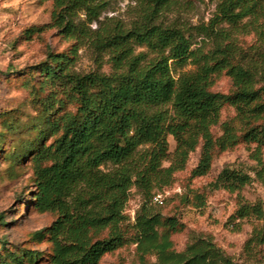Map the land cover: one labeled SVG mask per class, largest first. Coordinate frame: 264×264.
Wrapping results in <instances>:
<instances>
[{
    "label": "trees",
    "instance_id": "obj_1",
    "mask_svg": "<svg viewBox=\"0 0 264 264\" xmlns=\"http://www.w3.org/2000/svg\"><path fill=\"white\" fill-rule=\"evenodd\" d=\"M38 1L52 2L47 28L72 43L64 52L49 51L33 68L41 77L33 88L45 120L41 134L52 141L37 149L24 142L8 158L19 164L31 157L34 191L28 195V209L55 215L47 227L31 234L33 240L48 238L49 263L100 264L121 248L126 242L124 209L135 188L143 202L131 242L142 264L151 256L152 264H245L201 235L182 252L173 251L170 233L177 223L163 218L152 199L173 184L198 147L193 178L209 172L215 153L245 144L254 145L255 175L263 179L264 50L259 52V46L264 45V0H218L211 22L197 28L210 40L205 52L191 49L190 27L184 22L163 21L179 8V0H131L130 23L107 18L95 28L91 25L106 9V0ZM216 24L228 28L216 29ZM250 33L255 43L243 50L235 35ZM81 48L91 53L96 66L86 74L73 69ZM104 63L110 66L107 74L101 71ZM188 63L195 66L193 71L172 74V66ZM222 73L231 82L226 94L212 90L214 78ZM67 104L74 108L66 110ZM226 106L234 116L222 120ZM168 137L175 142L173 153ZM107 164L111 169L102 170ZM250 182L248 173L225 167L213 187L237 193L228 218L233 231L243 221L262 222L244 244L245 254L254 258L264 246V204L239 195ZM195 200V207L204 206L200 195ZM24 253H7L1 264H23ZM27 254V260L38 261V253Z\"/></svg>",
    "mask_w": 264,
    "mask_h": 264
},
{
    "label": "rangeland",
    "instance_id": "obj_2",
    "mask_svg": "<svg viewBox=\"0 0 264 264\" xmlns=\"http://www.w3.org/2000/svg\"><path fill=\"white\" fill-rule=\"evenodd\" d=\"M106 1V9L98 21L91 25L92 28L107 18L118 19L124 24L130 23L133 17L131 9L135 4L133 1ZM217 2L218 0H179V8L163 17V21L184 22L190 27L187 36L192 44L191 49L202 47L205 52L211 47L210 40L197 28L211 22ZM51 12V1L0 0V264L7 253L20 251L25 252L20 256L26 255L23 264H50L48 257L51 244L48 238L33 240L31 234L47 227L55 215L28 209V195L34 191L31 157L23 158L19 164H14L8 155L24 142L33 143L37 149L38 146H47L52 141V137L44 139L41 134L45 120L34 102L36 93L33 92L41 77L33 68L45 60L49 51L64 52L72 42L57 36L54 29L47 28L51 21ZM80 19H84L82 14ZM214 27L228 28L225 24H216ZM235 39L236 44L243 50L255 43L252 33L235 35ZM262 50L264 45L259 46V52ZM146 51V48L137 49V52ZM73 69L80 74L96 69L91 53L86 48L79 50ZM194 69L195 66L190 63L182 67L172 66V74L178 77L181 73ZM101 71L109 73V64L104 63ZM212 90L228 93L231 90L229 78L224 73L216 76ZM45 93L46 90L44 93L39 92L38 96ZM65 108L72 110L74 105L67 104ZM233 116L230 107L223 108L222 120L231 119ZM213 133L215 136L220 134L217 127L213 128ZM168 143L169 152L173 153L175 142L168 137ZM253 148L254 145L238 144L225 152L215 153L209 172L205 176L193 178L191 171L199 157L198 147L190 153L184 170L174 175L173 184L154 196H159V201H162L158 203L152 199V204L160 211L162 217L173 218L177 223L175 230L170 233L173 251L182 252L193 237L201 235L211 238L218 248L237 263L253 264L259 260L264 262V246L261 253L254 258L244 252L245 241L253 228L262 222L243 221L240 230L233 231L228 218L237 205V193L230 194L213 187L223 168L240 169L250 175L251 182L241 189L239 195L248 202L264 204V176L259 180L255 175L256 163L251 159ZM262 159L264 161V147ZM167 165L168 163H164V166ZM101 169L107 171L111 169V165H104ZM196 194L202 197L203 207H195ZM142 202L141 195L135 188H131L124 209L126 219L122 224L126 242L118 250L105 255L100 264H142L135 251V245L131 242L134 217ZM30 251L39 254L37 262L27 260V253ZM258 258L259 260H256ZM154 262L153 256L144 259V264Z\"/></svg>",
    "mask_w": 264,
    "mask_h": 264
},
{
    "label": "built area",
    "instance_id": "obj_3",
    "mask_svg": "<svg viewBox=\"0 0 264 264\" xmlns=\"http://www.w3.org/2000/svg\"><path fill=\"white\" fill-rule=\"evenodd\" d=\"M159 199H160V197H159V196H157V197H154V200H155L156 202H158V203H161L162 201H159Z\"/></svg>",
    "mask_w": 264,
    "mask_h": 264
}]
</instances>
